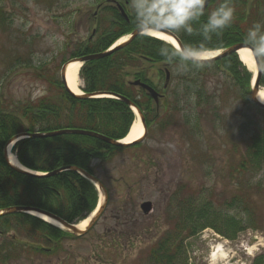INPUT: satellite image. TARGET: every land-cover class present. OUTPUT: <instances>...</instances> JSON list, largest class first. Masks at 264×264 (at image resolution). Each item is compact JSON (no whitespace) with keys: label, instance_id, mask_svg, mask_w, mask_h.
Masks as SVG:
<instances>
[{"label":"rangeland","instance_id":"rangeland-1","mask_svg":"<svg viewBox=\"0 0 264 264\" xmlns=\"http://www.w3.org/2000/svg\"><path fill=\"white\" fill-rule=\"evenodd\" d=\"M98 4L107 3L0 0V103L4 109H20L19 114L25 115L29 102L54 95L50 81L59 79L65 52L91 35L90 19ZM155 66L144 65L156 91L164 82L157 71L167 69L170 75L165 82L170 96L164 98L169 105L162 103L157 110V121L166 120L165 127L148 129L140 145L93 167L107 189L103 215L85 235L53 244L51 256L23 253L10 264H157L149 251L171 236L175 221L168 196L183 185L195 194L205 191L218 207L241 197L253 226L232 239L209 227L186 237L178 243L182 251L177 264H253L256 257L264 258V174L238 171L248 132L264 127V111L247 104L239 86L214 66L199 69L180 62ZM78 84L83 86L80 76ZM19 116L26 124V118ZM183 118H188L187 124ZM144 201L152 203L148 214L140 208ZM228 209L238 216L236 208ZM8 234L25 237L33 245H47L23 229Z\"/></svg>","mask_w":264,"mask_h":264},{"label":"trees","instance_id":"trees-1","mask_svg":"<svg viewBox=\"0 0 264 264\" xmlns=\"http://www.w3.org/2000/svg\"><path fill=\"white\" fill-rule=\"evenodd\" d=\"M127 1L128 23L123 21L114 9L105 8L102 12V17L110 16L122 21L124 26L122 31H116L113 23L107 27L108 24L105 25L106 21L103 20L99 24V29L102 27L101 34L106 37L100 40L98 38L97 41L76 42L66 59L102 52L115 39L131 32L136 27V21L131 0ZM221 2L222 0L212 1L210 9L212 5L217 7ZM230 2L235 9L231 26L213 34L210 40L205 41L201 34V23L193 22L191 33L181 31L176 34L181 43L202 46L207 50L245 43L248 29L253 23H264V0H230ZM205 19L206 15L201 17V22ZM164 46L169 47L168 53H171V47L164 42L140 35L106 57L85 62L79 71L84 84L83 93L106 92L123 96L143 113L147 131L154 127L161 131L159 126L163 127L166 120L157 121L159 115L150 96L141 89L131 87L127 83V77L143 61L164 65L180 62L185 66L199 69L214 66L223 70L231 78L232 83L239 86L244 101L249 104L247 98L251 74L246 71L235 54L207 63L180 61L175 57L167 59L161 56L160 49ZM138 74L136 75L140 76L142 82L152 85L151 80L144 73ZM157 75L159 78L161 75L164 77L161 70L157 71ZM50 84L54 87L52 89L54 95L43 96L29 102L24 109L25 115L19 114L20 109H4L0 103V210L15 206L29 207L53 214L67 223H78L96 205L97 192L92 184L73 171L51 176L19 173L4 161L3 147L8 140L19 133L48 132L63 128L94 131L113 140H120L126 135L133 115L129 106L120 100L79 98L70 94L59 79H53ZM257 84L264 88V61L260 62ZM160 90L164 93L162 103L168 107V100L164 98L170 96L169 90ZM178 101L176 98V102ZM162 103L160 107L163 106ZM19 115L26 118V124ZM183 121L187 124L189 120L183 118ZM136 145L140 143L131 146ZM13 148L19 161L31 170L49 173L56 169L74 166L91 175H95L94 166H100L110 161L117 153L126 150V147H114L91 137L74 134L53 138H25L17 141ZM92 163L96 164L92 165ZM250 169L262 171L264 174V127H256L251 133L248 132L238 171ZM182 192L187 196H183ZM169 199L173 206L175 221L170 232L171 236L169 239H161L149 251L157 264L163 261H166L164 264H177L176 258L182 251L181 244L178 249V243L207 227L223 237L232 239L238 232L253 226L252 219L245 213L242 198L238 196L218 207L208 199L205 191L195 194L183 185ZM231 207L236 208L239 212L238 216L230 213L228 208ZM222 208L226 209L222 210ZM9 217L16 219L18 224L14 223L13 226L5 224L6 227L23 229L30 237L42 238V235H50L54 243L60 242L64 237H70L67 232L27 214L15 213L3 216L1 219L5 220ZM170 259L172 262L174 260V263L170 262ZM253 264H264V258L256 257Z\"/></svg>","mask_w":264,"mask_h":264},{"label":"clouds","instance_id":"clouds-1","mask_svg":"<svg viewBox=\"0 0 264 264\" xmlns=\"http://www.w3.org/2000/svg\"><path fill=\"white\" fill-rule=\"evenodd\" d=\"M208 0H131L134 10L136 31L143 36H154L153 33H163L172 36L181 31L191 33L192 23H201L202 35L205 41L211 39L225 28L231 26L235 9L230 0L222 2L206 15ZM206 19L201 22V17ZM176 47L171 45V53L167 46L161 47L160 55L180 61H199L207 59L211 53L204 47H196L189 43L176 40ZM248 48L253 61L259 66L264 61V23L255 22L248 29L247 41L243 43Z\"/></svg>","mask_w":264,"mask_h":264},{"label":"water","instance_id":"water-1","mask_svg":"<svg viewBox=\"0 0 264 264\" xmlns=\"http://www.w3.org/2000/svg\"><path fill=\"white\" fill-rule=\"evenodd\" d=\"M209 1L210 0H208V3H209ZM137 35H140V34L135 29L132 32V34L130 36V39H132L133 37H135ZM175 39H176V37H175ZM125 44H126V42H124L123 44H121V45L113 48L112 51L114 49H118V48L122 47ZM240 49H248V48L247 47H244L243 44H237V45H234V46H232V47L224 50L220 55H218L217 57H214L213 59L220 58V57H224V56L230 55L232 53H237L238 50H240ZM112 51L110 50V51H106L104 53H99V54L85 56V57H83L81 59H76L74 61H76V62H82L83 63V62L88 61V60L98 59V58H102L104 56H107ZM213 59H209V60H199V61L200 62H207V61H211ZM255 66H256V75H255V78H254V82H253L252 88L250 90L249 99H250V101L254 105H256V106L264 109V105L261 104L258 101V98H257V94H258L257 79L259 77L260 72H259V66H257L256 63H255ZM65 70H66V64L61 67L60 77H61V81L63 82L64 86L68 89V87L66 85V81H65ZM165 80L166 81L168 80V72H166V78H165ZM133 85L139 86L140 88H142L143 90H145L151 96V98L155 102H157V94H156V92L153 89H151L150 87H148L147 85H145L143 83H140L139 81H135L133 83ZM105 94H109V93L97 92V93H93V94L82 95L81 97L82 98H94L96 95H105ZM111 95L114 98L119 99V100H122L127 105L133 107L132 106V103L128 99H125V98H123L121 96H118V95H115V94H111ZM136 112H137V114H138V116H139V118H140V120L142 122V125L144 126L142 115L140 114L139 111L136 110ZM144 128H145V126H144ZM63 134H77V135L89 136V137L97 138V139H99V140H101V141H103L105 143H108V144L114 145V146H126V145H128V144H122L119 141L112 140V139H110L108 137H105V136L100 135V134L95 133V132L85 131V130H79V129H62V130L47 132V133H43V134L42 133H35V134H31L29 136L30 137H33V138H42V137H54V136H59V135H63ZM21 136H24V135L16 136L14 139H16L18 137H21ZM70 169L73 170V171H75V172H77L78 174L82 175L84 178L88 179L92 183L96 184L97 187L99 188V190L102 192L103 197H104L103 198V203L98 208V211L91 218L90 222L88 223V225L83 230L78 229L75 225L69 224V223L65 222L64 220H62V219H60V218H58V217H56V216H54V215H52L50 213L42 212V211H39V210H36V209H32V208H25V207H23V208H20V207H18V208H11V209H8V210H5V211H1L0 212V216H3L5 214H10V213H15V212H23V213L35 212V213H38V214H42V215L46 216L47 218H49L50 220L59 223V225H60L59 227L62 230H65L66 232H69V233L73 234L74 236H82V235H84L91 228V226L96 222V220L98 219L99 215L101 214V212H102V210L104 208V204L106 203V192H105L104 188L102 187V184L96 178L88 175L86 172H84L81 169H78V168H75V167H71ZM54 173L55 172H52L49 175L54 174ZM140 208H141V210L143 211L144 214H148L151 211V209H152V204L150 202L146 201V202H143L140 205Z\"/></svg>","mask_w":264,"mask_h":264},{"label":"flooded vegetation","instance_id":"flooded-vegetation-1","mask_svg":"<svg viewBox=\"0 0 264 264\" xmlns=\"http://www.w3.org/2000/svg\"><path fill=\"white\" fill-rule=\"evenodd\" d=\"M212 1H215V0H211L209 2V4L207 5L206 15H207V12H209L211 9L216 8L215 6L212 5V8L210 9ZM127 2H128L127 0H106L107 4H105V5L98 4L97 7L95 8V11L91 15L90 20L93 23V27L91 28V30H92L91 35L88 37L87 40L94 41L98 38H99L98 40H100V39H104L106 37L105 35L101 34L102 27H101V29H99V24L103 20L106 21L105 25L108 24L107 27L110 25V23H113V28L116 31H122L124 28L122 21L117 20V19L110 17V16L102 17L103 11H100V10L103 6L109 5V7L111 9L116 10V12L118 13V15L120 16V18L123 21L128 23L129 22V19H128L129 16H127L128 15L127 14L128 13ZM121 10L124 12V14L121 12ZM135 28L136 27H134L133 29H135ZM147 64L150 65L152 68L156 67L155 63L143 61L139 64V66L136 68V70L133 71V73H131L130 76H128V77H131L132 80H135V79L138 80L139 79L141 81L140 76H137L136 74L142 72V73H144V75L147 76V78H150V75H148V73H147L148 67H144V65H147ZM128 77H127V83L129 81H132V80H128ZM130 86L133 87L134 89H139L138 87H135L132 85H130ZM145 94H146V92H145ZM159 96H160V93H159ZM160 97H159V101L162 100V98H160ZM155 108H156V110H158L159 106H156ZM144 119H145V116H144ZM3 158H4V161L6 162V159L4 156H3ZM17 158H18V156H17ZM6 164H8V163L6 162ZM9 215H11V214H9ZM9 215H5V216H9ZM11 222H13V223H11ZM14 223L18 224L17 220L12 218V217H9L5 220L0 218V237H1L0 238V240H1L0 241V264H10L9 260H13L14 258L16 259V258L20 257L23 253H27V255L30 257H31V255H38L39 257H43V256L45 257V256H51V254L55 251V248L53 246L56 243H54L51 240L52 238L50 235H42V238H39L40 241L43 240L44 242H46L47 245H45V244L40 245V244H38L39 242H37L33 245L32 243H28V239H26L25 237H19V236L16 237L14 235H13V238L8 237V235H9L8 231H11V230L19 231L18 230L19 228L6 227L5 224L13 226ZM67 239H71V237H69V238L64 237L61 241L67 240ZM25 246H27L28 248L25 249ZM29 254H31V255H29ZM16 262L17 261H15L14 263H16Z\"/></svg>","mask_w":264,"mask_h":264},{"label":"bare ground","instance_id":"bare-ground-1","mask_svg":"<svg viewBox=\"0 0 264 264\" xmlns=\"http://www.w3.org/2000/svg\"><path fill=\"white\" fill-rule=\"evenodd\" d=\"M151 36L153 38L159 39L161 41H164L166 43H168L169 45H172L173 47H176V40H174L171 36L165 35L163 33H153ZM126 37H122L120 38L115 45L121 44L122 42L125 41ZM211 55L207 58L210 59L213 56H215L216 54H218V51H213L210 52ZM237 56L239 58V60L242 62L243 65H245L247 67V69H249L252 73L255 74V64L254 61L251 57L250 52L247 49H241L237 52ZM205 60V59H202ZM81 67V63L78 62H71L67 65L66 70H65V81H66V85L69 88V90L76 94V95H80L81 94V90L79 88V84H78V72L79 69ZM258 101L264 105V89L261 88L258 92L257 95ZM135 113V118L132 122V124L130 125V128L128 129V132L126 134V136L120 140V142L122 144H130L132 142H135L136 140H139L144 133V128L142 125V122L138 116V114L136 113V110L133 108L132 109ZM12 145H9L7 147V160L8 162L13 165L16 168L22 169V170H27L26 168L22 167L18 161L16 160V157L14 156V154L10 151ZM101 201V198H100ZM36 217L49 222L51 224H54L56 226H60L59 223L50 220L49 218H47L46 216H43L41 214L38 213H33ZM91 218L88 217L85 220L81 221L80 223H78L76 225V227L80 230H83L85 228V226L88 224L89 219ZM213 252V251H212ZM214 257V252L211 255Z\"/></svg>","mask_w":264,"mask_h":264}]
</instances>
